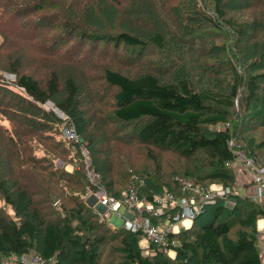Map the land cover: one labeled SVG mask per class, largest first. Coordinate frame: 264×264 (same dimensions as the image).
Returning a JSON list of instances; mask_svg holds the SVG:
<instances>
[{
    "label": "trees",
    "instance_id": "16d2710c",
    "mask_svg": "<svg viewBox=\"0 0 264 264\" xmlns=\"http://www.w3.org/2000/svg\"><path fill=\"white\" fill-rule=\"evenodd\" d=\"M68 1L0 0V60L6 54L0 71L14 75L12 81L0 74V264L29 252L50 259L49 264H263L255 226L263 216L262 207L238 194L203 205L188 228L169 235L177 241L174 258L153 244L144 254L138 244L140 232L111 225L83 197L90 188L115 197L134 189L140 199L153 201L166 192L179 195L183 181L203 187L231 185L233 172L225 163L235 151L264 165L262 0H214V12H209L206 0L192 1L200 19L217 31H225L223 26L231 29L236 45H243V53L235 52L234 44L235 50L230 48L240 71L227 60L233 72L228 92L197 87L186 73L198 70L199 64L191 71L182 64L185 73L173 80L152 72L129 77L118 69L103 68L99 82L93 83L97 70H90L104 60L105 46H110L111 55L104 62L128 68L132 61H141L147 49H162L164 36L156 28L149 30V25L156 27L150 22L140 35L103 32L109 14L94 15L91 24L81 28ZM123 2L108 0L114 6ZM239 2L243 8L260 11L239 22L226 13ZM257 28L263 29L261 42L248 45L254 37L250 31ZM205 36L210 37L209 32L201 38ZM49 65L59 72L67 66L90 75L88 86L72 77L61 86L57 71L41 78L22 72ZM50 100L66 116L65 126L83 136L92 169L99 175L97 188L86 179L80 154L72 172L54 165L57 159L67 161L66 143H76L61 137L62 120L42 107ZM86 100L104 101L110 106L109 115L92 105L80 109ZM256 131L260 137L254 136ZM123 146L136 148L128 154L135 151L146 168L130 165ZM41 149L46 153L36 157L35 151ZM169 150L172 155L163 154ZM225 200L233 206L226 207ZM163 221L151 218L152 224Z\"/></svg>",
    "mask_w": 264,
    "mask_h": 264
},
{
    "label": "rangeland",
    "instance_id": "374dc122",
    "mask_svg": "<svg viewBox=\"0 0 264 264\" xmlns=\"http://www.w3.org/2000/svg\"><path fill=\"white\" fill-rule=\"evenodd\" d=\"M122 1L124 2L114 6L109 4L108 0H81V1L77 0V2L75 0L74 5H73V0H69L68 5L71 6L70 7L71 14L78 18L79 20L78 22L80 24L79 26L81 28L87 26L88 24H91L94 15L96 17L99 16L106 17L108 14L109 15L106 18L114 24L111 25L109 24V21L107 22L103 21L104 25H102L101 27L103 32H109V31L111 33L126 32L129 34L134 33L140 35L139 33L147 30L145 26L148 22H150L152 26L156 24V27L154 26L152 28L151 25H149L148 29L152 31L154 28H156L158 29V32L163 34L164 47L158 50L147 49L141 61L139 62H136V60L132 61V65H129V67L127 68L125 66H118L116 64L112 65L113 62H110V60H108V62H104L111 55L110 46L109 45L105 46V50L108 51V53H106L105 50L103 51V55L105 57L104 60H99L100 64L92 67L90 70V71L97 70L92 76L97 79L94 80L93 83H97L99 76L98 73L99 72L101 73L103 68L106 69L112 67L113 69H118L120 72L126 74L129 77H136V75H139L144 72H152L155 75H157L158 78L173 80L175 77H178L179 75H183L185 73L182 64H187L189 67L188 70H190V68H195V66L199 64L198 70L192 71V73H188V74L186 73V75L190 76V78L197 87L199 88L206 87L208 89H212L219 92L229 91L228 87L231 84L233 72L232 70L228 69L229 67L227 60L231 61L233 66L237 68L238 72L240 71L239 64L237 63L236 59L233 57L232 52H230V48L232 51L235 50L232 48V45L234 44V47H237V50H235V52L237 51L238 53H241L242 50L240 45L243 46L242 43H240V45L238 44L236 45L235 35L231 29H228L225 26H223V29L225 31L223 30L217 31L210 24H207L206 21L200 19V17L196 15V12L192 8L193 0H122ZM78 2L80 3L78 4ZM206 2L208 3L207 7L209 12L211 11L214 12V7H215L214 0H206ZM262 3H264V0H262ZM93 4L97 5L98 7L92 6ZM240 5L241 3L239 2L238 4L235 5V7H232L231 9H228V11H226L228 16L233 15L235 18L238 19L239 22H241L242 20H251V18L249 17L250 12L256 10L260 11L259 9H255L254 6L243 8V6ZM100 7H102L103 9ZM259 14L262 15V12ZM137 19L139 21H137ZM261 21L264 23V18L261 19ZM206 32H209L210 37L205 36L201 38V36H203ZM262 33H263V29H259V28H257V30L254 29L252 32L250 31V35H254V37L248 41V45L257 41ZM40 37H45V36H40ZM192 37H194V39H192ZM99 46L101 47L102 44L100 43ZM223 46H225V49L222 48ZM5 60H6V54L3 55L0 61L4 62ZM195 60H197V62ZM49 67L50 68L45 70H37L35 68L27 67V68H23L22 72L24 71L28 74L35 75L38 78H41L42 75H45L49 71L59 72V69L57 67H53L52 65L51 66L49 65ZM68 68L69 67L67 66H63V68H61L59 72L61 86L63 80L68 77H72L76 83H81L88 86L86 80L89 78L90 75L84 76L78 71L71 70ZM181 70H183L184 72ZM0 74H2L8 80H12V81L14 80V75L11 73L0 71ZM100 84L101 83H98V86H100ZM263 86L264 84L262 85V88L264 89ZM84 93L85 90L81 94ZM237 94L240 96V89L237 90ZM103 103L104 101L101 103H96V102L92 103V101H90L88 104V101L86 100L85 105L83 106V104H81L79 108L85 111L88 109L87 108L88 106L92 105L95 109H98L103 115H109L110 106L107 107L106 104ZM42 107L47 111L53 112L55 115L56 112L58 113L61 112L55 106V101L53 100L47 101L44 105H42ZM61 113L64 115L63 112ZM65 119L66 116L64 115V119H61L63 126L71 127V126H65ZM114 129L115 128L112 129L110 128L111 131ZM77 135L81 140L80 142H78L79 144L77 143V141H70V143L72 142L76 144L66 143V146L69 147L70 150L68 157L66 158L67 161L63 163L60 161L61 159H57L54 161V165H56L57 167H63V169L66 172L73 171L74 165L75 164L77 165L78 154H80L81 158H83L84 163H86L84 160L87 154V150L84 144L85 140L83 136L79 134ZM260 135H261L260 131L254 132V136L256 137H260ZM57 140H60L59 136H57ZM122 149L125 152H127V153L125 152L123 153V157L128 159L130 165H132L133 163L136 164L138 163L139 164L138 167L146 168L144 166H146L147 163L142 161L141 156L140 158H138L137 155L135 154V151L130 152V154L136 155V159L131 158L130 154H128L130 149L136 150V148H132L130 146H123ZM141 151L142 150H140L138 153H140ZM35 153H36V157H39L42 155V153L45 154L46 152L43 149H41L38 152L35 151ZM163 154L172 155L173 152L169 150V151H164ZM46 155L48 156V154ZM69 159H71V162L69 161ZM236 182L242 183L244 181L242 180L239 181L238 178H235V175L233 174L232 183L231 185H227V186L230 187L232 194H238L239 196H241L244 193V187L242 185H237ZM214 184H218V183H214ZM207 186L208 185H206V187ZM222 186L225 187L224 185ZM87 193L88 191L84 193L83 197H85ZM61 199L64 202V197H62ZM140 201L144 202V200L142 199H140ZM226 201L231 202L230 200H225V202ZM51 204H52L51 202L47 203V207L48 206L51 207ZM120 211L122 212L123 209H120ZM130 213L131 212L129 210L126 212V214H130ZM102 218L106 219L107 222H109L113 226H117L119 224H120L119 226H122L121 224L122 220H119L118 218L115 219L113 215L110 218L108 217L109 220L106 217H102ZM119 221H121V223ZM258 237H259V254H260L261 245L264 241V236L262 237V234L258 233ZM139 241L143 242L142 237H140ZM15 257L16 256H11L10 258L5 259L3 261V264H18ZM170 258H174V257H170ZM261 259L263 263L264 259L263 258Z\"/></svg>",
    "mask_w": 264,
    "mask_h": 264
},
{
    "label": "built area",
    "instance_id": "2783aa9c",
    "mask_svg": "<svg viewBox=\"0 0 264 264\" xmlns=\"http://www.w3.org/2000/svg\"><path fill=\"white\" fill-rule=\"evenodd\" d=\"M60 119H64L61 112H56ZM60 135L68 141L80 142L76 131L72 127H62ZM84 174L88 182L93 187H98L99 175L92 169L91 159L88 154L85 157ZM229 167L235 178L244 182H236L244 187L243 197L258 203L262 207V220L264 222V165H259L252 157L241 151H235L231 161L225 163ZM231 189L221 184H210L203 187L189 181H183L180 186V194L166 192L157 195L153 201H140L136 190L129 189L115 197L106 194L102 189H89L85 196V201L92 202V208L101 216L110 218L112 215L122 220V226L131 232H140L146 246L142 249L145 254L150 253V244L164 251L169 257L174 253L176 240L169 235L188 228L187 223H192L193 219L201 212L203 205L211 204L217 198L229 196ZM226 207L231 208L232 202L226 201ZM120 209L130 211V214H121ZM162 223L152 224L151 218L161 219ZM108 218V219H109ZM258 233H264V224L257 226ZM260 256L264 259V241L261 245ZM18 264H49L50 259H45L36 253H25L15 257ZM264 263V262H263Z\"/></svg>",
    "mask_w": 264,
    "mask_h": 264
},
{
    "label": "crops",
    "instance_id": "0c3cea01",
    "mask_svg": "<svg viewBox=\"0 0 264 264\" xmlns=\"http://www.w3.org/2000/svg\"><path fill=\"white\" fill-rule=\"evenodd\" d=\"M92 208V207H91ZM121 212V211H120ZM126 210L124 211V209H123V211L121 212V214H126ZM114 216V215H113ZM115 217V216H114ZM116 218H118L119 220H121V218H119V217H115V219ZM109 220V219H108ZM120 223H121V221H119ZM192 223H187V225L186 226H190ZM264 224V222H263V220H262V216L261 217H259L258 219H256V222H255V226H256V228H257V226H262ZM120 225V224H119ZM119 225H117V226H119ZM264 236V233L262 234V237ZM138 244H139V247L142 249L144 246H146V242L143 240V242H141V241H139L138 242ZM143 250V249H142ZM143 253H144V250H143ZM145 254V253H144ZM172 257H174V255H175V252L174 253H172Z\"/></svg>",
    "mask_w": 264,
    "mask_h": 264
},
{
    "label": "water",
    "instance_id": "95a60500",
    "mask_svg": "<svg viewBox=\"0 0 264 264\" xmlns=\"http://www.w3.org/2000/svg\"><path fill=\"white\" fill-rule=\"evenodd\" d=\"M86 205L89 207H92V202L88 199L85 201Z\"/></svg>",
    "mask_w": 264,
    "mask_h": 264
},
{
    "label": "bare ground",
    "instance_id": "6f19581e",
    "mask_svg": "<svg viewBox=\"0 0 264 264\" xmlns=\"http://www.w3.org/2000/svg\"><path fill=\"white\" fill-rule=\"evenodd\" d=\"M6 80V79H5Z\"/></svg>",
    "mask_w": 264,
    "mask_h": 264
}]
</instances>
